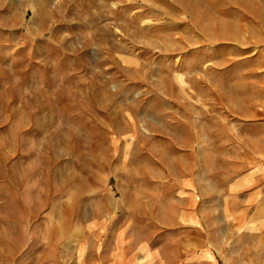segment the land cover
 Instances as JSON below:
<instances>
[{"label": "rangeland", "instance_id": "obj_1", "mask_svg": "<svg viewBox=\"0 0 264 264\" xmlns=\"http://www.w3.org/2000/svg\"><path fill=\"white\" fill-rule=\"evenodd\" d=\"M0 264H264V0H0Z\"/></svg>", "mask_w": 264, "mask_h": 264}]
</instances>
